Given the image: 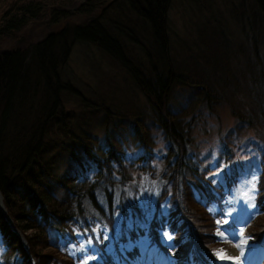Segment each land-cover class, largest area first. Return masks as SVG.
Segmentation results:
<instances>
[{"label": "trees", "instance_id": "trees-1", "mask_svg": "<svg viewBox=\"0 0 264 264\" xmlns=\"http://www.w3.org/2000/svg\"><path fill=\"white\" fill-rule=\"evenodd\" d=\"M172 2L114 0L105 5V0H86L78 9L86 16L84 22L67 24L40 41L23 38L13 49H5L3 44L18 38L31 22L45 17V7L42 1L31 0L12 4L2 13L0 193L8 215L27 245L0 211V234L5 247L1 264L80 263L91 250L75 257L72 247L81 246L83 239L96 244L97 231L101 255L91 264H149L150 255L137 244L125 252L119 248L121 244L139 243L143 238L173 259L172 264H217L218 249L225 246L217 234L225 225L223 212L213 211L212 205L221 202L223 188L214 186L207 178L209 169L201 168L194 151L196 111L204 104L213 110L215 104L225 99L234 106L239 135L257 123L264 127V69L258 72L248 67L252 85L247 84L243 90L253 103L247 110L234 101L241 87L237 76L234 75L233 85L226 76L231 72L224 73L218 61L213 74L176 64L170 43ZM254 7L255 24L264 27V0H254ZM98 10L101 12L97 13ZM115 10L131 16L134 13L149 24L154 44L147 45L145 38L126 34L132 32L130 27L109 17ZM69 15L60 8L53 11L51 19L59 23ZM220 38L217 37L220 45L226 46ZM77 43L92 45L118 63L149 102L150 113L134 108V113H129L128 137L110 133L109 126L115 118L109 108L92 106L96 108L94 117L103 113L99 124L106 127L105 143L93 134L92 124H86L85 113L90 105L85 104L83 115L65 112L63 94L74 98L80 95L62 77ZM131 46H138L143 53L136 54ZM180 86L194 88L198 100L189 99L183 107L173 110L171 97ZM226 89L232 91L226 94L230 100L223 97ZM122 121L115 125L116 130ZM157 133L163 137L165 148L159 158L155 153ZM225 141L222 158L230 162L231 142ZM126 145L137 149V154H129ZM261 153L258 215L245 228L264 246V150ZM79 156H85L93 166H75ZM159 164L161 168L157 170ZM140 171L160 178L157 208L160 211L166 203L168 212L154 215L148 228L134 223L119 242H113L115 252L107 253L112 240L105 239L104 229L109 227L114 236L116 216L121 215L125 223L136 217V211L140 212L125 190L133 181L134 172ZM165 230L173 235L170 245L161 243L160 234ZM160 250L154 255L164 262Z\"/></svg>", "mask_w": 264, "mask_h": 264}, {"label": "rangeland", "instance_id": "rangeland-1", "mask_svg": "<svg viewBox=\"0 0 264 264\" xmlns=\"http://www.w3.org/2000/svg\"><path fill=\"white\" fill-rule=\"evenodd\" d=\"M28 1L31 0H0V18L12 4L15 6L18 2L20 4ZM34 1L43 2L45 17L31 22L18 34V38L9 39L4 43L3 48L13 49L17 46L18 40L23 38L40 41L46 36L58 32L67 24L82 23L86 19L85 15L78 13V9L86 0ZM112 1L114 0H105V5ZM60 8L67 10L70 15L67 20L55 23L51 17L53 11ZM115 11L111 12L109 17L114 20L118 18L119 22L130 27L132 32L126 34L131 36L135 34L145 38L147 45L154 44L149 24L134 13H131V16L129 13ZM255 11L254 0H173L169 13L171 56L175 63L192 69L196 67L200 72L213 74L217 65L215 61H218V65L223 68L224 73L231 72V75L226 76L233 85L234 75L237 76L236 80L239 81L241 87L238 89L240 91H236L234 101L242 103V106L247 110L248 105L253 103L243 90L247 84L252 85L253 76L248 71V67L252 66L258 72L264 69V27L261 25L258 27L255 24ZM203 34H205V39L202 37ZM216 36L223 37L222 43H225L226 46H221ZM204 41L206 42L204 43ZM131 48L138 55L143 53L138 46H131ZM218 73L221 78H224L222 73L219 71ZM62 77L80 93L76 98L66 93L63 94L65 112L74 111L79 115L85 111V104L90 105L86 110L88 112L85 113L87 115L86 124H92L90 129L101 143L106 141V127L101 128V124H99L103 113L100 115L101 117H94L96 108L92 106L98 104L103 108L110 109L115 119L110 123L109 131L117 137H120L121 134L128 137L131 133L129 113H134L132 112L133 108L134 110H145L147 113L151 112L149 102L129 78L126 71L92 45L77 43L74 46ZM231 89L234 90V87L231 86ZM226 90L225 93H222L223 97H227L226 94L232 92ZM227 98L230 100V97ZM189 99L198 100L195 89L177 87L170 101L172 109L183 107ZM233 108L232 103L225 99L215 104L213 110H210L205 104L199 105L193 132L194 151L198 154L201 168L209 169L207 178L213 182L214 186L223 188L221 202L212 205L213 211L223 212V224L225 225L218 231L219 240L225 243V246L218 249L217 264H264V246L259 245L249 230L245 228L258 215L256 199L262 170L261 152L264 150V127L257 123L255 127L247 130L243 135H239L236 132L237 119L233 114ZM119 117L123 118L120 119V121L123 120L122 126L116 130L114 127L119 124ZM98 120L100 121L95 125ZM157 136L158 146L155 148V153L159 158L165 148L163 137L158 133ZM225 139L231 142L230 146L233 151L230 162H226L222 158ZM126 146L129 154H137V149L134 150L132 146H129L130 148ZM79 158L77 165L74 163L78 168L83 163L88 167L93 166V163L85 156H79ZM156 168L160 170L161 165H157ZM230 180L231 183L228 184ZM125 190L140 212L136 211V217L130 218L125 223L121 215L116 216L114 236L109 227L104 229L105 239L112 240L107 253L114 249L113 242H119L123 233L128 228H132L134 223L141 228H148L154 215L163 216L168 212L166 203L161 205L160 211L157 208L161 180L152 173L134 172L133 181L126 185ZM160 238L162 244L170 245L173 235L170 231L165 230L161 232ZM96 242L95 244L91 240L83 239L81 246L72 247L71 252L75 257L88 250L94 254L86 253L87 257L76 264H91L100 259L99 231L96 232ZM135 244L143 250L142 252L149 254L151 260L154 257L150 264H172L174 262L165 252L152 245L148 238H143L139 243L121 244L119 248L125 252L131 250ZM158 250L164 255V262L159 261L154 255V252ZM246 250H249V253ZM4 252L5 247L0 234V264ZM228 256H237V259L236 261L225 259Z\"/></svg>", "mask_w": 264, "mask_h": 264}, {"label": "water", "instance_id": "water-1", "mask_svg": "<svg viewBox=\"0 0 264 264\" xmlns=\"http://www.w3.org/2000/svg\"><path fill=\"white\" fill-rule=\"evenodd\" d=\"M0 211L4 214V217L5 219L9 222V224L12 226L13 228V232H15L22 240L23 242L25 243L26 245V240L25 238L23 237L22 233L20 231H18L15 226H14V223L12 221V219L10 218V216L8 215V212L5 208V205H4V202H3V196L2 194L0 193Z\"/></svg>", "mask_w": 264, "mask_h": 264}, {"label": "bare ground", "instance_id": "bare-ground-1", "mask_svg": "<svg viewBox=\"0 0 264 264\" xmlns=\"http://www.w3.org/2000/svg\"><path fill=\"white\" fill-rule=\"evenodd\" d=\"M247 253H249V250H246ZM225 259H229L230 261H236L237 259V256H228V257H225Z\"/></svg>", "mask_w": 264, "mask_h": 264}]
</instances>
